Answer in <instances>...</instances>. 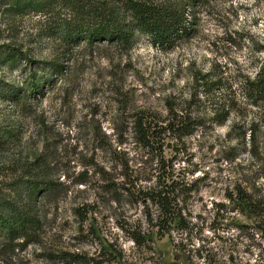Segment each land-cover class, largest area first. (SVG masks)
Returning <instances> with one entry per match:
<instances>
[{
    "label": "rangeland",
    "instance_id": "rangeland-1",
    "mask_svg": "<svg viewBox=\"0 0 264 264\" xmlns=\"http://www.w3.org/2000/svg\"><path fill=\"white\" fill-rule=\"evenodd\" d=\"M193 13L192 35L173 44L136 32L129 50L57 52L48 39L31 49L34 59L58 57L63 72L40 94L0 97V124L14 130L0 146V208L27 207L34 183L41 227L1 244L0 264H264L257 218L227 199L238 185L264 189V104L245 95L264 64V0H202ZM35 74L25 63L0 70L16 88ZM180 111L198 120L193 131L139 142L137 116ZM157 185L181 212L170 229L142 201Z\"/></svg>",
    "mask_w": 264,
    "mask_h": 264
},
{
    "label": "trees",
    "instance_id": "trees-1",
    "mask_svg": "<svg viewBox=\"0 0 264 264\" xmlns=\"http://www.w3.org/2000/svg\"><path fill=\"white\" fill-rule=\"evenodd\" d=\"M201 3L202 0H0V39H8L0 41V70L15 69L25 63L32 70L37 66L42 71V75L31 77L24 88H16L0 77V97L7 101L40 94L44 84L54 79L53 75L63 72L58 57L43 60L31 56V49L41 39L55 42L57 52L96 44L129 50L136 32L149 35L155 43L173 44L192 35L196 19L193 11ZM24 30L32 32L23 34ZM200 79L204 86L209 83L205 74ZM245 95L254 105L264 104V64L253 79L245 82ZM222 115L220 123L229 111ZM196 123L198 120L181 111L173 112L165 120L140 115L134 120V131L144 147H151L161 132L185 135L193 131ZM13 132L12 126L0 124V146L9 141ZM256 137V132L251 130L254 152ZM32 184L31 206L6 201L5 207L0 208V245L16 240L29 241L38 235L41 219L32 199L36 200L40 186ZM141 192L144 204H153L159 210L158 225L170 229L177 219L180 223L181 212L170 192L161 185ZM227 199L238 212L257 218L255 228L264 239V189L253 193L238 185Z\"/></svg>",
    "mask_w": 264,
    "mask_h": 264
}]
</instances>
